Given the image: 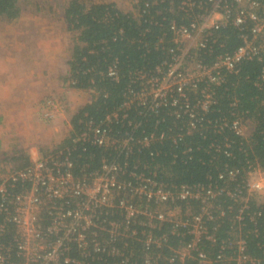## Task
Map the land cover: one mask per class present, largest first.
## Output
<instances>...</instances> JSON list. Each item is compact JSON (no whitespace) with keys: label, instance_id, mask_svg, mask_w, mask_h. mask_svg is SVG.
I'll use <instances>...</instances> for the list:
<instances>
[{"label":"trees","instance_id":"16d2710c","mask_svg":"<svg viewBox=\"0 0 264 264\" xmlns=\"http://www.w3.org/2000/svg\"><path fill=\"white\" fill-rule=\"evenodd\" d=\"M89 1L87 6L86 0H72L64 11L67 28L78 33L79 43L67 62V80L75 90L93 92L91 103L72 118L73 131L65 141L76 172L83 168L94 172L103 161L116 162L125 168L122 179L133 181L143 175L172 195L160 204L127 191L120 194V200L142 212L154 214L169 207L178 208L181 214L176 222L154 219L149 227L144 213L128 218L123 209L105 208L101 211L103 229L88 233L85 252L70 244L68 256L82 264H238L237 243L242 241L243 264H264V204L247 187L250 173L264 170V36L257 56L239 64L235 71L223 73L224 83L212 88L213 104L207 111L201 109L207 83L198 82L195 88L183 86L179 116V107L172 100L154 113L148 109L151 98L146 105L134 99L151 90L153 82L157 88L183 50L184 43L174 35L172 26L192 31L204 12L198 6L205 7L208 0H190L189 7L194 3L191 10L183 4L187 0H128L129 11L115 4L121 0ZM256 1L264 6V0ZM20 13L18 0H0V20L17 21ZM212 34L206 49H191L185 60L211 67L218 56L233 54L242 45L241 35L249 30L240 33L227 27ZM114 114L118 119L109 123ZM124 114L128 117L123 118ZM234 122L250 123V128L238 134ZM93 128L110 130L118 142L132 138L127 142L131 150L98 147L93 141L73 142L83 133L90 135ZM29 164L26 161L24 165ZM184 186L210 188L213 197L183 201L177 193ZM22 190L19 186L15 189ZM194 216H202L206 233L181 257L178 251L195 242L183 224ZM110 223L117 225L114 234ZM148 237L152 238L149 243ZM12 240L10 230L0 237L6 246ZM95 243L100 244L99 250ZM18 259L13 251L12 262L17 264Z\"/></svg>","mask_w":264,"mask_h":264},{"label":"built area","instance_id":"2783aa9c","mask_svg":"<svg viewBox=\"0 0 264 264\" xmlns=\"http://www.w3.org/2000/svg\"><path fill=\"white\" fill-rule=\"evenodd\" d=\"M187 1L183 4L191 10L194 3L189 7L191 1ZM204 6H198V9L204 12L199 16L200 22L193 25L192 31L185 26H172L174 35L184 43V48L182 57L177 55L174 58V64L169 66L161 83L168 77L172 67L182 61V71L171 74V77L175 78L173 80L179 83H176L173 90L162 98L155 97L153 100L150 90L146 89L134 99L146 105L147 98H151L148 109L154 113H157L158 108L169 100H172L174 106L182 103V97H185L183 86L188 84L185 79L190 76L185 71V65L187 62L194 61L185 59H188L191 49L207 48L212 40V31L234 27L240 33L249 30V34H242V45L233 54L218 56L213 66L208 67L198 62V71L192 86L195 88L198 82L207 83V89L202 90L201 109L203 111H207L213 104L212 88L224 83L223 73L235 71L239 64L252 60L261 51L259 41L264 36V6L258 1L208 0ZM159 73L162 72L159 70ZM110 75L115 73L111 72ZM151 85L156 89V83L153 82ZM175 92L176 95H174ZM180 105L176 111L178 116L182 111V104ZM186 108L188 112L190 110L191 116H195L194 109H191L189 105ZM127 117V114L123 115V118ZM112 118L118 119V114L109 117V123ZM242 124L244 123H233V128L238 134L243 131ZM131 139L129 137L123 143L118 142L111 136L110 130L93 128L90 130V135L83 133L73 142L93 141V144L98 147L113 145L117 150L126 149L129 152L131 147L127 142ZM148 141L145 139L143 143L147 145ZM124 172L125 168L120 164L104 161L94 172H88L84 168L76 172L70 149L52 151L27 167L13 171L8 179L2 180L0 185V237L8 234L9 230L13 232V240L8 246L0 243V264H15L11 260L13 251L16 252L17 259L19 258L17 264H82L79 260L68 256L70 244H77L80 250L86 251L89 245L88 233L91 230L103 229L101 224H104V221L101 219V211L105 208L123 209L128 218L144 213L148 217L149 227H152L154 219L160 222L177 221L176 215L173 214L174 210H156L154 214L142 212L120 200L121 198L117 199L121 193L126 195L128 191L144 196L147 201L162 204L172 196L163 185H158L143 175L135 176L133 181L125 182L122 179ZM229 176L234 177V173L230 172ZM254 179L255 182L252 181ZM263 180L264 170L256 169L250 173L247 183L249 191L259 194L262 198L260 200L262 204H264ZM17 186L24 190L16 192ZM177 195L183 201L196 199L205 201L213 197V192L210 188L202 186H184ZM183 224L189 227V233L194 235L195 242L178 251L181 257L186 256L188 250L193 248L200 237L206 233L202 216H194ZM110 226V231L114 234L117 225L110 223ZM151 241L152 238L148 237L147 242ZM237 244L240 251L238 264H243L246 259L243 254L244 243L239 241ZM99 246V243H95L97 250ZM200 258L206 260L202 254Z\"/></svg>","mask_w":264,"mask_h":264},{"label":"rangeland","instance_id":"374dc122","mask_svg":"<svg viewBox=\"0 0 264 264\" xmlns=\"http://www.w3.org/2000/svg\"><path fill=\"white\" fill-rule=\"evenodd\" d=\"M71 1L18 0L20 18L0 20V180L25 168L26 161L69 150L65 141L73 131L72 118L93 99L92 91L75 90L67 80V62L79 44L78 33L71 32L64 20ZM86 4L91 5L89 0ZM115 4L123 11L131 10L128 0ZM172 68L158 88H151L153 100L168 95L179 83L171 74L182 71V61ZM185 71L190 75L185 82L192 85L198 62H187ZM249 128L250 123L242 124L243 131ZM173 214L178 219L181 211L176 208Z\"/></svg>","mask_w":264,"mask_h":264}]
</instances>
